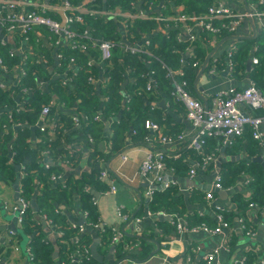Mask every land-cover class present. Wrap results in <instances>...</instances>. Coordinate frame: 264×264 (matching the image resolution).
Instances as JSON below:
<instances>
[{
	"label": "crops",
	"instance_id": "crops-1",
	"mask_svg": "<svg viewBox=\"0 0 264 264\" xmlns=\"http://www.w3.org/2000/svg\"><path fill=\"white\" fill-rule=\"evenodd\" d=\"M13 1H18V10L56 11L59 13L60 19L63 20L64 14L60 9L67 0ZM91 1L82 0L77 3L75 7L79 10L76 11L82 13L91 11L88 7V3ZM189 2V0H185L184 3L177 4L175 0H133L131 4L134 12L132 13L136 14L135 18L164 16L165 20L174 21L171 25L164 22L157 31L165 33L168 28L174 26L178 28L179 38L189 43V46L182 52L183 59L191 58L198 63V66L194 67V79L189 88L194 96L205 105L207 104V107H212L213 97L218 92L229 87L243 90L255 82L264 90V77L263 81H259L254 73L259 62L253 61L254 58L259 60L257 52H260L264 45L260 40L264 33V18L253 15L255 10L259 9L258 3H251L248 0H213L212 5L227 7L236 13L245 14V19L233 31L224 30L217 34L207 30L209 31L207 34L205 33L206 29L197 21L188 18L180 22L173 20V17L183 14ZM2 3L3 0H0V7ZM246 4L249 5L254 17L253 25L246 13ZM110 12L114 17H122L119 25L123 29L126 21L124 12L127 11H123L117 6ZM3 15L5 14L0 11V16ZM191 15H196V13ZM216 23H219V20H216ZM0 25L2 27L0 50L7 49L19 57L20 62L13 65L15 69L23 66L28 71V65L34 66V76L37 79L39 90L51 92L54 81L67 80L70 72L78 68L74 61L66 65L63 64V54L67 50L66 48L71 46V41L66 36L56 34L44 25H35L27 31H24L19 23L13 27H10L9 23L5 25L0 23ZM233 35L238 37L231 38L230 36ZM244 41H251L252 47L245 64L236 65L237 59L235 60V58L239 55L241 43ZM87 46L92 53L88 64L95 67L94 89L100 95L102 103L106 99L101 91V86L107 65L102 59L100 48L96 42L89 41ZM210 51L214 52L209 60L208 68L204 72L208 81L201 82V92L207 100L204 101L195 92L194 80ZM231 51L234 53L235 65L233 69L229 67ZM88 53L90 52L88 51ZM95 53L99 59L94 57ZM249 61H252L250 66H248ZM13 66L5 70L0 65V87L11 89L16 86L20 79V73L14 70ZM212 69H215V73H210ZM135 80V75H132L131 70L127 69L123 82L124 102L122 108L102 122L103 134L93 145L96 148V154L91 156L92 152L87 146L86 140L70 145V155H66L68 158H64L69 162L67 169L63 173L57 174V179L50 178L55 186L71 190L69 201L58 203L59 208L63 209L66 214L67 222L71 226L77 227V233L70 238L71 244L76 245L77 242L82 241L83 244L80 245L86 244L91 250V245L98 240L97 250L103 257L102 261L98 260L99 264H114L115 262L116 264H164L167 255H170L171 261L175 264H208L206 255L216 249L215 259L210 264H264V206L249 203L248 207L243 209L237 202L239 196L246 199L253 196L254 187L251 182L254 177L248 167L253 164L254 157L258 155L264 157V145L254 139L250 128H246L242 135L232 137L230 139L232 143H228L225 139L208 138L201 152L190 148L187 140L160 142L161 135L175 136L183 132L187 139L188 137L190 139L194 134V129L186 117L185 105L172 94L177 81L175 74L168 78V83L164 87L157 85L149 95L144 96V106L150 108L151 117L148 119L158 123L159 130L148 129L142 140H136L134 136L138 133L133 129L131 123V127L125 133L122 147L118 151L114 150L113 125L120 121L124 109H126V103L131 98L126 86L132 85ZM34 91L35 89L32 88H28L27 91L19 90L15 96L16 103L11 106H0V114L5 111L11 112L13 108L15 110L27 109L29 99L33 96ZM163 100H165V108L161 105ZM55 101H58V97L52 96L50 103L53 104ZM58 107L60 111L68 109L64 102H59ZM156 110L159 115L153 113ZM244 110L250 115L263 114L262 109L254 110L248 106L244 107ZM10 116L11 114H9ZM59 117V111L50 114V129L55 127ZM21 124V122H11L10 125L4 126V131L9 132L13 129L11 126L19 128ZM32 126L35 129L47 127L40 117ZM40 141L41 138L36 134L31 136L33 146H36ZM75 145L81 150V154L80 158L78 156L76 161H72L69 157L74 155ZM154 147L167 154L166 174L163 181L155 185V189L160 191L170 189L172 195L178 197L174 201L178 203L180 210L178 212L154 211L150 206L154 193L152 199H149L146 194L148 184L141 176L140 168ZM206 153L214 154L213 162L208 168L198 169L196 174H190V169L195 167L197 161H200L202 155ZM168 158L179 161L181 164H178V168L183 163L186 164V167L183 169H178L175 166L167 167ZM27 161L28 159H26ZM41 161L46 165L50 160L42 156ZM54 161L59 162V159ZM226 163H244L247 168L241 172L234 186L214 191V198L208 199L206 194L212 190L210 187L214 186L217 173H221ZM16 165L20 167L16 168ZM16 165L6 172L4 178L0 176V264H32L28 248L34 233H25L18 220V213L14 211V206L19 200V191L22 189V180L27 175V171L25 162ZM97 168L107 169L110 174L109 178L116 185L115 193L110 190V187L103 189L96 184L98 181L92 176ZM262 168L264 171V167ZM97 178L101 179L98 175ZM84 181L86 182L84 183ZM107 181L109 183V180ZM35 186L36 189L31 200L39 194L43 184L37 179ZM88 193L91 194L90 202L96 207V220L89 219V210L84 207L85 196ZM221 209L226 212L224 213L225 217L232 215L231 219L226 217L231 225L230 228L223 229L216 235L203 231L193 234L180 232L170 218L172 214L184 221L192 220L193 217L197 220L205 219L208 224L214 226L218 224L217 214ZM119 212L127 216V219L120 216ZM115 228L124 231V238L120 243L114 244L111 237L107 244L103 241L102 233L107 229L112 230L113 233ZM57 235L59 234L51 229L45 239L59 238ZM156 241L159 243V251L149 258L150 253L157 248ZM77 250L75 248L69 255L64 254L61 257L58 248H56L52 264H81L83 259ZM189 259H191V263Z\"/></svg>",
	"mask_w": 264,
	"mask_h": 264
},
{
	"label": "trees",
	"instance_id": "trees-1",
	"mask_svg": "<svg viewBox=\"0 0 264 264\" xmlns=\"http://www.w3.org/2000/svg\"><path fill=\"white\" fill-rule=\"evenodd\" d=\"M81 1L70 0L74 6ZM132 1L92 0L88 3L91 11L87 13L68 12L82 16V19H76L71 23V29L75 32V36L70 39L71 46L66 48L67 50L63 54L64 65L71 63L73 59L78 66L76 70L70 72L69 77H71V80H68L70 82L65 79H58L52 83L51 92H43L37 88L34 66L28 65L27 73L19 79L15 87L11 89L0 87V106H11L16 103L15 96L19 90H24L25 88L35 89L33 96L29 99V107L27 109L19 108V110H15L13 108L11 112L5 111L0 114V176L4 178L6 172L12 169L13 166L15 167L16 164L25 162L27 175L22 180L21 196L31 200V196L36 189V180L38 179L43 184L42 190L36 195L38 211L35 212L30 207L22 223L25 233H34L29 242V247L34 256L33 259L39 264H52L56 248H58L62 257L64 254L69 255L75 248L78 249L79 247L80 249L84 246L80 245L83 244L82 241L77 242L76 245L71 244L70 238L77 233V227H73L67 222L64 210L58 206V203L69 201L71 190L55 186L50 178L52 175L63 173L67 169L69 162L64 158H68L66 155H70V145L86 140L87 146L92 152L91 156L96 154L97 151L93 145L103 134L102 122L115 115L122 108L124 102L123 82L126 70L130 69L136 80L132 85L128 84L126 86L131 98L126 103V109H124L120 121L115 122L113 125V149L117 151L122 147L125 133L131 127V123L133 129L138 133L134 136L136 140H142L145 133L148 132L145 127V121L151 117V114L150 108L144 106V96L151 93V90H147V84L151 77L159 86L164 87L168 83V72L177 71L176 78L178 81L186 80L189 82V87L192 85L195 74L193 63L195 61L191 58L184 60L182 55L189 43L179 38L178 28L174 26L168 28L165 33L157 31L164 22H168L171 25L174 21L158 20L155 17H124L126 21L122 29L119 25L122 17H114L109 13L117 6L123 11L134 12ZM189 1L183 12V14L188 16H194L191 15L193 13H196V15L206 14L213 3V0ZM248 1L251 3L257 2L259 10L264 12V1ZM175 2L182 4L185 0H175ZM42 13L56 20H61L59 13L56 11H44ZM205 31L208 34L209 31ZM262 35L260 40L264 43V33ZM102 40H110L115 45L111 59L105 62L107 66L101 91L106 96V99L101 103L100 95L94 89L95 83L89 79L90 76L95 74L94 65L88 64L91 57L90 54H92L91 50L87 46L85 51V49L80 48L79 44H88L89 41H96L98 44ZM129 44H141L149 52H132L126 49ZM241 45L239 55L235 58V60L237 59L236 65L245 64L252 42L244 41ZM257 55L259 56V63L254 69V73L257 80L263 81L264 45L261 51L257 52ZM0 56L8 67L20 62L19 57L7 49H1ZM94 57L99 59L96 53ZM52 96H57L58 101L60 103L64 102L69 110L60 111L59 102L55 101L51 104V113L59 111L60 116L55 127L53 129H50L49 126L35 129L32 124L39 119L43 106L50 103ZM158 111L160 112L159 109ZM158 111L156 110L153 113L159 115ZM9 114H11L10 117ZM74 116L79 118L78 123L75 122ZM96 116H100V119H95ZM11 122H21L22 124L19 128L11 126L14 130L11 129L9 132H5L4 126L10 125ZM33 134L41 138V141L36 146L31 143ZM87 134L93 137L94 142L88 141ZM74 148L76 149L74 155L69 157L72 161L80 158L81 154V150L77 145ZM42 156L50 160L49 167L42 164ZM26 159H28L27 162ZM55 159H59V162H55ZM167 161H169L167 167L175 166L178 168V164H181L173 158H168ZM185 167L186 164L183 163L180 168L183 169ZM262 167L263 165L257 161H254L248 167L254 177L251 182L254 192L253 196L248 199L241 196L237 197V202L243 209H246L249 203H257L264 206V171ZM246 168L244 163L224 164L221 171L223 188L234 186L241 172ZM101 170L97 168L92 177L98 181L96 184L100 188L108 189L110 184L107 179L97 178ZM90 197V193L85 196L84 207L89 210V219L96 220V207L90 202ZM177 198L172 195L170 189L164 191L155 189L150 206L154 211L165 210L175 213L180 211L178 203L174 202ZM43 215H46L48 219H52V228L44 223L41 218ZM226 217L231 219L232 215H226ZM188 221L189 224L206 222L205 219L197 220L194 217L192 220L188 219ZM51 229H54V231L63 230L64 234L62 236L57 235L59 238L46 240V235ZM112 235V230H105L102 233L103 241L109 244V238L111 240ZM69 245L72 246L70 247ZM84 261L80 263L99 264L98 260L93 256H91L90 260Z\"/></svg>",
	"mask_w": 264,
	"mask_h": 264
},
{
	"label": "built area",
	"instance_id": "built-area-1",
	"mask_svg": "<svg viewBox=\"0 0 264 264\" xmlns=\"http://www.w3.org/2000/svg\"><path fill=\"white\" fill-rule=\"evenodd\" d=\"M263 1L264 0H261V2ZM18 5V1L3 0V3L1 4V12H3L5 15L0 16V23L2 25L9 23L10 27H13L19 23L21 24L24 31H27L29 28L35 25H44L49 27L54 33L62 34L67 38L72 39L75 36V32L71 29V23L76 19H82V16L80 14L68 13L69 11L78 12L76 10H79L68 0L65 1L64 5L60 9V11L64 14L63 20H56L52 17L44 15L42 12H39L37 10H18ZM109 13L111 14L112 12ZM124 13L127 18L136 17L135 13L128 11ZM254 14L259 18H264V12L260 11L259 9L255 10L253 15ZM187 18L199 22V24L202 25L204 29L219 34L224 30H235L237 26L245 19V14L236 13L227 7L212 5L209 7L206 14L194 16L181 14L173 17V20L181 21ZM165 19L166 18L164 16L158 17V20ZM216 20H220V22L216 23ZM192 38H194V36H192ZM114 45V42L110 40H102L98 42L103 61L108 62L111 59ZM79 46L82 49H87V44L85 43H81L79 44ZM126 49L132 52H149L148 50L144 49L141 44H129L126 46ZM233 51L229 53V67L231 69H233L235 65ZM253 61L255 63L259 62L257 58H254ZM0 65L5 70L10 68L4 63L1 56ZM193 66H198L197 61L193 63ZM13 69L20 73L19 78L27 73V70L23 66L18 69H15L14 67ZM210 71V73H215V69H212ZM177 73V71H169L168 77H173ZM89 79L93 80V76H90ZM68 80H71V77H69L67 81ZM157 85V82L151 77L150 81L147 84V90H153L155 87H157ZM24 90L27 91L26 88ZM172 94L178 99V101H181L185 105L186 117L188 121H190L194 129V134L190 139L189 137L187 139V136L183 132L175 136L161 135L160 142L169 143L173 141L187 140L188 146L190 148L201 152L208 138L212 137L225 139L226 141H228V143H232V141L230 140L232 137L240 136L243 134L246 128H250L254 139L257 140L259 144L264 145V90H262L255 82H253L248 88L243 90H238L235 87H229L227 89L221 90L213 97L212 107H206V105L199 98L192 94L189 88V82L186 80H177L174 85ZM51 104L52 103L44 105L40 114V120L45 123V126H49V117L52 109ZM246 106L254 110L262 109L263 114L250 115L244 110V107ZM95 119H100V116H96ZM74 120L76 123H78L79 118L77 116H74ZM145 127L153 131H158L160 128L158 123L150 119H147L145 121ZM87 139L90 142H94V139L90 134H87ZM166 158L167 154L165 152L154 147L140 168V174L148 184V191L146 194L149 199H152L153 197L155 185L160 183L164 179V176L166 174ZM213 160L214 154H203L201 160L197 161L196 166L190 169V174L194 175L196 174L198 169L208 168ZM46 167H49L48 163L46 164ZM99 176L101 179L109 180L110 190L115 193L116 185L113 183L112 179L109 178L110 174L108 173L107 169H102ZM57 177L58 175H52L53 179H57ZM214 187L225 189L222 185L221 173L217 174L214 182ZM19 192V200L18 203L14 206V211L18 213V220L20 224H22L27 210L31 207V200L27 199L24 196H21L22 189ZM206 196L208 199H213L214 191H209ZM251 205L255 204L251 203ZM119 215L123 216L125 220L127 219V216L123 215L120 212ZM41 218L48 227H53L52 219H48L46 215H43V217ZM170 218L172 219L173 224L176 225L177 230H179L180 232L191 234L203 231L211 235H216L221 233L223 229L230 228L231 225L224 216L223 209L218 212V224L214 226L208 224V222L205 221L198 224H189L187 223L188 221L181 220L178 216L176 217V215L172 214ZM243 227L245 228L244 224ZM55 232L61 236L64 234L63 230H57ZM123 238L124 231L119 228H115L113 230L112 243H120ZM77 251L79 253V256L82 257L83 261L90 260L92 253L89 246L84 245L80 249L78 248ZM216 253L217 249L214 252L208 253L206 255L205 258L208 264L212 263V261L215 259ZM28 254L32 261V264H39L33 259L34 256L30 247L28 248ZM189 262L191 263V259H189ZM164 264L175 263L171 261L170 255H167Z\"/></svg>",
	"mask_w": 264,
	"mask_h": 264
},
{
	"label": "water",
	"instance_id": "water-1",
	"mask_svg": "<svg viewBox=\"0 0 264 264\" xmlns=\"http://www.w3.org/2000/svg\"><path fill=\"white\" fill-rule=\"evenodd\" d=\"M246 1V0H245ZM246 13H247V15H248V18H249V21L252 23V25L254 24V17L252 16V12H251V9L249 8V5L248 4H246ZM1 30H2V27H1V25H0V37L2 36V33H1ZM231 38L232 37H238V36H236V35H233V36H230ZM123 41H125V40H123ZM213 52L214 51H210L209 53H207V56H206V58H205V60H204V62L202 63V65H201V67H200V69L198 70V73H197V75H196V77H195V80H194V89H195V92H196V94L202 99V100H204V101H207L206 100V98H205V96L202 94V92H201V90H202V81L203 80H207L208 81V78L204 75V72L206 71V69L208 68V65H209V60H210V58H211V56H212V54H213ZM252 64V61H249L248 62V66H250ZM201 83V84H200ZM165 100H163L162 101V103H161V105L165 108ZM206 107H207V104H206ZM120 154V153H119ZM253 160L254 161H257V162H259V163H261L262 165H263V167H264V157L262 156V155H258L257 157H254L253 158ZM20 166L18 165H16V168H19ZM218 174V173H217ZM16 182H17V184H18V179L16 180ZM158 188H159V186H158ZM213 191H220V189L219 188H217V187H214L213 185H212V187H210ZM31 207H32V209L35 211V212H37L38 211V205H37V202H36V197H34L32 200H31ZM45 223V222H44ZM15 228V227H14ZM124 228V227H123ZM260 233H262V232H260ZM156 245H157V248L154 250V251H152L151 253H150V255H149V258L152 256V255H154L155 253H157L158 251H159V243L156 241ZM97 246H98V240H96V241H94V243L91 245V251H92V256L95 258V259H97V260H99V261H102V255L98 252V250H97ZM57 254V253H56ZM127 257H129V256H127ZM127 257H125V258H127ZM114 264H116V262L114 263Z\"/></svg>",
	"mask_w": 264,
	"mask_h": 264
}]
</instances>
